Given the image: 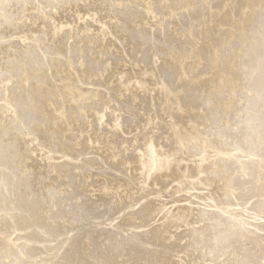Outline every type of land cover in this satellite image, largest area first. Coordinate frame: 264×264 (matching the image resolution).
I'll return each mask as SVG.
<instances>
[{
	"label": "bare ground",
	"instance_id": "6f19581e",
	"mask_svg": "<svg viewBox=\"0 0 264 264\" xmlns=\"http://www.w3.org/2000/svg\"><path fill=\"white\" fill-rule=\"evenodd\" d=\"M0 264H264V0H0Z\"/></svg>",
	"mask_w": 264,
	"mask_h": 264
}]
</instances>
